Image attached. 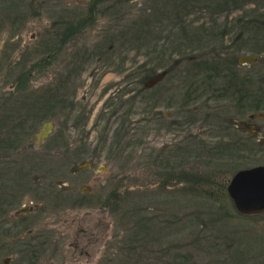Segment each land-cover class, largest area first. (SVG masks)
I'll use <instances>...</instances> for the list:
<instances>
[{
  "label": "rangeland",
  "instance_id": "1",
  "mask_svg": "<svg viewBox=\"0 0 264 264\" xmlns=\"http://www.w3.org/2000/svg\"><path fill=\"white\" fill-rule=\"evenodd\" d=\"M92 1L0 0V264H264V213L240 215L226 192L238 171L264 166V111L186 98L196 78L187 71L202 58L258 76L251 87L264 92V28L237 24L256 3L102 0L97 22L56 52L58 28L86 24ZM179 19L186 37L204 42L186 61L167 52L154 63L152 34L165 44ZM143 20L146 47L124 44ZM145 64L155 76L144 90L136 70ZM64 80L72 114L53 101L54 118L31 128L33 105ZM49 121L52 134L38 144ZM185 146L197 151L182 155ZM182 171L211 183L175 184L169 177Z\"/></svg>",
  "mask_w": 264,
  "mask_h": 264
},
{
  "label": "trees",
  "instance_id": "2",
  "mask_svg": "<svg viewBox=\"0 0 264 264\" xmlns=\"http://www.w3.org/2000/svg\"><path fill=\"white\" fill-rule=\"evenodd\" d=\"M101 1L93 0L91 2L90 8L88 10L89 18H87L86 24H84L85 23L84 20H81V19L77 21H72L67 24L69 28V34H68L69 38H71L73 35H76L81 30H85L90 24L94 25L97 22L96 12H97V7L101 3ZM252 2L254 5L256 3V10H252L248 12V14H244L242 18L237 20L238 22L237 24L243 25V29H245V26L249 24H253L251 26L253 27L254 30L255 28H260V27L264 28V0H252V1L250 0H227L224 3H225V6L226 4L231 3L230 4L231 8H233V6H235L237 3H240L241 5L240 7H244L245 5H247L246 3H252ZM222 5L224 4L217 3L216 5L217 9L222 8ZM175 14H177L176 11H175ZM147 23L149 22H146V20H143V22L140 25L138 23L135 24L134 28L131 29L132 31L130 30V31L123 32L124 34H122V37L128 38L124 41V44L125 43L134 44V43L142 42V45L141 43L139 45L140 46L145 45L146 47V39H147L146 37L148 36L147 35L148 28L146 27ZM180 23H181V20L179 19V23L177 22V23L171 24V28L177 29L179 32V35L174 32L175 29L172 31V29H170L169 27V33L166 34L167 42L165 44L161 43L162 32L157 33V36L152 34V42L154 44L152 45L151 48L149 46V49L154 55L155 54L157 55L154 58L155 60H153L154 63H156L157 61H163L167 55V52H168V57H172L174 55L179 54L182 56V60L186 61L187 58L185 57V52H187L188 48H190L189 46L193 44L200 46L204 42V40L202 39V35H199L197 33H193L192 36L188 35L186 37V33H187L186 28L184 27L180 28ZM182 23L185 24L183 20H182ZM226 27L227 25L224 26V28ZM154 28H156V26H154ZM130 33H132L131 34L132 36L130 35ZM225 33H226V30L225 32L223 31L220 34L217 33V35L215 34V32L214 33L211 32V35H212V38H215L216 36L219 38H222V36H224ZM197 35L199 36V40H200L198 44L196 43V41H198ZM159 43H161L162 45L160 47V50L163 48L162 51L157 50L159 47L158 46ZM113 46H114V42H112L111 45H109L108 47H105V49H107L106 52ZM180 50H182V52ZM190 50H193V48H191ZM51 57H52V54L50 55V58ZM213 59L210 60V63H208L209 60L206 58L205 59L204 58L192 59L193 61H191L192 62L191 66L193 65V68H192V71L190 70L191 68H189V71H187V74L191 75L190 78L193 77V74H194L196 78L193 83L189 82L188 87L186 88L187 101L194 102L196 99H194L193 96H195V98L196 97L201 98L203 96H206L210 98L212 101L223 100L225 102H229V104L231 103V105L228 106L229 108L233 110L241 111V113L253 112L252 114H254L256 112L264 111V92L261 93L262 86L259 85L257 89H253L251 87L255 78H257L258 76L250 75L249 73L248 75L247 74L241 75V72L239 73L237 72L236 74L235 71L229 72L228 68H226V70L225 68L223 69L221 68V70H217L218 63H216V61H214ZM76 62H77L76 58L72 59V63H76ZM196 70H199L198 74L194 73V71ZM153 72L154 71L148 70L146 68V64L141 65L137 68L136 76L138 79V83L140 85L143 84L144 90L146 89L147 82L154 78L155 73ZM169 72L171 71L168 68L166 74H168ZM51 93H52V89L48 87L46 89V92L44 93V96L43 97L40 96V98L31 108L33 109L31 110V113L34 112L35 110L36 111L38 110L33 115H31V118L33 120L32 124L30 122L31 128L35 127L36 124L41 122L42 120H48L50 118L51 119L54 118V116L50 115V112H49L50 104L53 101H55L54 103L56 105L55 109L56 108L60 109L62 110V112L67 111L68 115L72 114L73 109H74L73 104H72L73 97L70 96L68 93L66 80H64L63 82L60 81V83H58V85L55 87L56 94L55 93L51 94ZM5 105L6 103H1L0 106L3 107ZM36 105H37V108H36ZM18 125L19 127L23 128L24 124L20 123ZM201 146L202 145L199 146L200 149L198 148V151L200 150L202 154H205V157H207V159L212 158L214 160V159L220 158L219 155H216L214 153L215 149L208 148L206 146L201 148ZM114 148L120 149L121 148L120 142L116 144L114 143ZM179 149L182 152V155L185 154L186 156L191 154L190 151L192 152L197 151V149L195 150V148L193 147L189 148L187 146L183 148H179ZM169 178L174 179L175 184L183 183L185 185H192L193 182H198V181H201V183H203V181H206L207 184H204V185H210L211 183V181L209 182L210 178L201 177L198 174L192 175V173L190 175L186 171H182L178 174H171ZM162 185L165 186L166 183H162ZM167 186L169 185L167 184ZM113 195H115L114 202L119 200V196H116L117 192L113 191ZM112 200L113 198H110L111 202Z\"/></svg>",
  "mask_w": 264,
  "mask_h": 264
},
{
  "label": "water",
  "instance_id": "3",
  "mask_svg": "<svg viewBox=\"0 0 264 264\" xmlns=\"http://www.w3.org/2000/svg\"><path fill=\"white\" fill-rule=\"evenodd\" d=\"M53 127L54 124L51 121L44 123L35 137L36 142L43 143L52 134ZM226 192L240 215L262 214L264 212V166L238 171L231 178Z\"/></svg>",
  "mask_w": 264,
  "mask_h": 264
},
{
  "label": "flooded vegetation",
  "instance_id": "4",
  "mask_svg": "<svg viewBox=\"0 0 264 264\" xmlns=\"http://www.w3.org/2000/svg\"><path fill=\"white\" fill-rule=\"evenodd\" d=\"M101 1V0H100ZM102 2V1H101ZM101 4V3H100ZM99 4V5H100ZM98 8V7H97ZM97 12H98V10H97ZM97 12H96V14H97ZM65 25V24H64ZM58 29H62L61 30V34H59L60 36H61V42L58 44L57 43V47H56V52H59L60 51V44H61V46H62V48L64 49V47H66V45H67V43H69V40H70V38H69V28H68V26H64V27H62V28H58ZM57 28H56V30H58ZM50 42H54L53 40H51ZM56 52H54V53H56ZM52 58H55V56L53 55L50 59V64L51 65H53L52 64ZM204 97H206V96H203V97H201V98H195L196 99V101H198V102H200L202 99H204ZM206 98H208V97H206ZM209 100H211L210 98H208ZM212 101V100H211Z\"/></svg>",
  "mask_w": 264,
  "mask_h": 264
}]
</instances>
